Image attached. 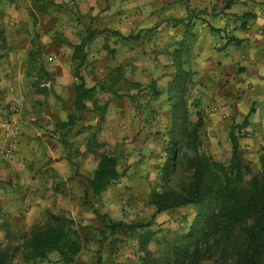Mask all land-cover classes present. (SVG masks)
<instances>
[{
    "label": "crops",
    "instance_id": "1",
    "mask_svg": "<svg viewBox=\"0 0 264 264\" xmlns=\"http://www.w3.org/2000/svg\"><path fill=\"white\" fill-rule=\"evenodd\" d=\"M76 74L102 85L94 100L106 110L101 117L88 102L68 127ZM182 74L187 107L197 109L189 120L202 118L224 147L230 125L243 122L244 155H261L263 167L264 0H0V203L10 227L50 202L94 216L84 186L96 153L117 156L124 175L94 200L114 201L124 177L141 182L140 171L171 151ZM5 119L19 133L7 142ZM186 207L156 214L184 220Z\"/></svg>",
    "mask_w": 264,
    "mask_h": 264
},
{
    "label": "trees",
    "instance_id": "2",
    "mask_svg": "<svg viewBox=\"0 0 264 264\" xmlns=\"http://www.w3.org/2000/svg\"><path fill=\"white\" fill-rule=\"evenodd\" d=\"M85 42L86 39L75 49H82ZM75 76L78 79L73 85L75 113L68 116L64 124L68 127L79 119L88 102L101 117L106 110V104L97 105L94 100L102 85L87 87L78 74ZM186 76L179 75L174 91L177 99L174 98L172 106V152L161 168L163 184L150 190L147 202L154 207V214L183 205H193L197 212L189 229L170 240L153 238L150 231H141L138 236L140 264H264V160L261 171L251 174L235 144L228 162L216 160L198 149L200 125L188 118L184 97ZM120 78L117 74L110 78L109 87ZM183 144L193 147L184 162L178 156ZM96 158L97 166L84 186V203L101 221L103 238L108 237L106 231L109 235L117 230L132 233L151 225L152 219L136 223L113 221L97 210L86 189L89 188L92 198L100 196L124 171L118 169L117 156L99 152ZM248 173L250 176L246 177ZM173 177L175 181L171 184ZM0 229L5 231L7 240L0 242V264H13L18 255L24 264H36L47 260L52 253L64 264H76V256L84 243L73 219L56 213L49 214L45 222L32 225L28 231L16 234L3 217L1 203ZM150 241L159 245L157 252L148 248ZM96 264L104 262L98 258Z\"/></svg>",
    "mask_w": 264,
    "mask_h": 264
},
{
    "label": "rangeland",
    "instance_id": "3",
    "mask_svg": "<svg viewBox=\"0 0 264 264\" xmlns=\"http://www.w3.org/2000/svg\"><path fill=\"white\" fill-rule=\"evenodd\" d=\"M191 103L194 104L193 100L191 102L188 100L186 105H191ZM192 106L187 107V109H194L195 107ZM195 110L197 109H194V111ZM197 121L200 125L197 132L199 135L198 149L200 151L205 152L216 160L228 162L232 154L233 144H235L238 155L242 159L243 165L249 169V172L251 174H255L261 171L260 169L262 168V165L261 168L258 169V162L260 161L259 159L261 155L256 156V161L253 159H248L244 155V148L242 144L243 141H240L238 136L247 138L249 133L242 129L243 122L241 124L230 125L231 131L228 133V138L224 139L225 142L227 141L228 146L224 147L221 145L222 141L220 140L217 142L214 140L213 143L211 138L213 133H209L208 129L204 128L202 118L197 119ZM190 122L192 121L190 120ZM179 150L178 156L184 162L192 154L193 147L191 144H183L179 147ZM171 152L172 150L167 156H161L160 159L151 163L149 167H144V170L140 171L141 182H132L128 178L124 177L120 181L119 188L114 192L116 197L114 201L100 200L99 202V200L97 201L93 198L91 200L94 205L96 204L95 207L98 208L100 213L105 214L110 220L136 223L145 222L149 219H152L153 222L148 227L138 229L132 233H129L126 230H117L112 235H109L108 231H106L104 233L108 237L103 238V235L100 232L103 228L101 221L95 215L87 216L85 213L86 211H84L85 208H83L81 204L77 205L73 216L69 211H67L71 214L70 217L67 215L65 210L57 208V206L54 205V202H50V205L46 206V208L42 209L40 207V209L34 214L33 218L28 222L27 226H21L19 228H14L12 226L11 231L17 232L16 234L28 231L32 225L45 222L49 214L56 213L66 215L73 219L75 227L84 238L83 248L76 256V264H96L98 258H100L104 264H140V255L142 254L138 250V236L141 231H150V233L153 234V238L164 237L170 240L176 236L177 233H181V231L183 232L185 229H189V224L197 212V208L195 206L187 205L185 208L186 214L184 217L188 216V219L185 218L183 220L179 214H174V211L167 212L169 217L166 218V216L161 217L158 216V214H154V207L147 202L150 190L155 186H160L163 184L161 179V168L163 163L168 159V157L171 156ZM262 156L264 157V154H262ZM119 169L122 170V167H119ZM249 176L250 175L248 173L246 177ZM174 181L175 178L173 177L171 184H173ZM54 184L55 188L60 186L59 182H54ZM48 198H50V196ZM82 212H84L83 217H81ZM11 225L12 224H10V226ZM4 235L5 231L0 229V242L5 243L7 241ZM153 241L149 242L148 248L157 252L160 247ZM13 264L24 263L21 261V259H19L18 255ZM36 264L64 263L58 260V257L55 253H52L47 260Z\"/></svg>",
    "mask_w": 264,
    "mask_h": 264
},
{
    "label": "built area",
    "instance_id": "4",
    "mask_svg": "<svg viewBox=\"0 0 264 264\" xmlns=\"http://www.w3.org/2000/svg\"><path fill=\"white\" fill-rule=\"evenodd\" d=\"M213 110L216 107L212 108ZM18 129L13 125V123L9 119H5L3 123V139L4 141H10L12 138H15L18 135ZM11 152L10 148L4 149L3 153L5 157L9 156Z\"/></svg>",
    "mask_w": 264,
    "mask_h": 264
}]
</instances>
